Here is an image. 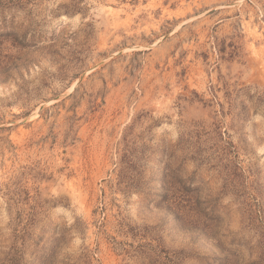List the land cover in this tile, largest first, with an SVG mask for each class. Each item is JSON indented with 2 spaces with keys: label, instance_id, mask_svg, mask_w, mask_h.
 Returning a JSON list of instances; mask_svg holds the SVG:
<instances>
[{
  "label": "rangeland",
  "instance_id": "374dc122",
  "mask_svg": "<svg viewBox=\"0 0 264 264\" xmlns=\"http://www.w3.org/2000/svg\"><path fill=\"white\" fill-rule=\"evenodd\" d=\"M0 264H264V0H0Z\"/></svg>",
  "mask_w": 264,
  "mask_h": 264
},
{
  "label": "bare ground",
  "instance_id": "6f19581e",
  "mask_svg": "<svg viewBox=\"0 0 264 264\" xmlns=\"http://www.w3.org/2000/svg\"><path fill=\"white\" fill-rule=\"evenodd\" d=\"M129 15V14H128Z\"/></svg>",
  "mask_w": 264,
  "mask_h": 264
}]
</instances>
